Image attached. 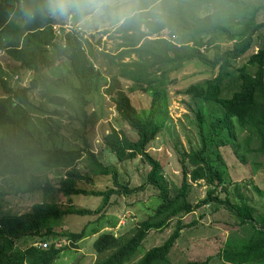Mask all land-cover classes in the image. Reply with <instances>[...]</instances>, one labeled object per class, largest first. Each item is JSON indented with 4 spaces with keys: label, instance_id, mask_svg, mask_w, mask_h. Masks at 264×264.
<instances>
[{
    "label": "trees",
    "instance_id": "1",
    "mask_svg": "<svg viewBox=\"0 0 264 264\" xmlns=\"http://www.w3.org/2000/svg\"><path fill=\"white\" fill-rule=\"evenodd\" d=\"M43 2L0 0V48L5 46L6 54L17 64L13 76L22 77L21 71L25 69L34 73L29 87H15L8 79H2L0 127H4V133L0 139V177L23 174L38 166L69 170L65 172L66 179L59 180L58 186L35 179L20 190L24 194L42 193L43 200L34 203L30 210L5 213L1 211L0 204V235L11 240V246L28 235L39 234L40 237L30 243L25 240L24 248L13 252L0 246V264H54L64 250L61 241L66 242L65 237L67 241L75 243L86 236L85 228L79 232L61 231L55 230L54 224L68 214L92 215L103 210L109 204L111 195L119 191L114 187L88 190L77 184L76 167L84 155L94 161L99 174L109 173L96 158L86 138L94 122V117L88 114L91 101L87 96L99 91L103 74L94 68L95 63L84 47L85 40L67 34L66 43H63L55 35L51 22L46 20L48 13L42 10ZM205 5H212L214 11L202 13ZM25 11L30 16H26ZM261 11H264V3L256 5L248 0H135L133 13L116 28L120 39L117 53L108 52L104 56L109 60V65L117 69L114 80L132 82L135 89L154 88L156 97L162 92L161 89L173 84L177 75L187 71L188 67L203 69L210 77L190 84L183 93L219 107V112L210 114L211 138L219 149L231 147L237 157L246 163L248 154H264V47L251 53L241 67H237L236 63L252 48L255 35L264 28V21H258ZM11 13L15 17L23 16L26 24L18 25L9 18ZM235 26L239 27L233 30ZM224 41L230 42L231 46L223 47L221 42ZM52 49L71 63V71L65 78H49L43 73L54 63L49 56ZM211 50L212 56L208 54ZM32 89H42L43 92L45 89H56L71 94L83 117L80 122L83 147L65 149L52 145L47 148L42 131L34 129L27 118L21 123L14 117L13 104L30 105L29 93ZM107 91L119 117L136 130L138 137L132 140L126 132L111 127L109 133L103 134V142L118 160L141 156L151 166L146 183L158 190L159 204L153 215L142 221L131 236H118L113 231L101 233L93 247L98 254H109L94 264H133L148 232L166 229L174 219L177 220L171 235L160 245L151 247L136 264H207L208 259L174 262L171 255L181 231L187 226L180 217L210 203L225 206L236 217L239 226L248 228L246 237L228 238L221 252L223 261L229 264L264 263V212L256 213L255 208L242 196L240 202H233L230 190L223 186V171L206 155L203 109L198 106L196 113L203 144L181 157L183 182L172 193L162 175L161 162L148 150L149 144L161 130L156 109L143 118L128 94L123 91L114 93L111 89ZM49 101L59 106L67 102L60 95H53ZM59 111L55 109L50 114L60 115ZM8 127L11 128L10 133L6 132ZM186 161L192 167L190 172L184 164ZM189 180H204L210 187L207 196L196 204L188 199ZM221 186L226 192L225 198L217 193V188ZM121 187L124 192H130L127 187ZM60 193L65 196L95 195L103 199L95 211L73 206L61 208L55 204V195ZM43 229L46 230L44 233L41 232ZM50 237L55 240L47 248L33 245Z\"/></svg>",
    "mask_w": 264,
    "mask_h": 264
},
{
    "label": "rangeland",
    "instance_id": "2",
    "mask_svg": "<svg viewBox=\"0 0 264 264\" xmlns=\"http://www.w3.org/2000/svg\"><path fill=\"white\" fill-rule=\"evenodd\" d=\"M253 4H263L264 0H248ZM82 6V10L71 13L66 17H54L48 14L46 20L51 24H63L71 21L73 25L82 28L84 47L92 57L96 69L102 72L101 86L99 91L88 94L91 105L88 114L94 117V122L90 128L88 142L96 158L109 170L108 174L102 175L97 171L96 164L87 155L78 162L76 177L78 186L88 190H106L111 187L119 190L110 197L109 204L103 210L92 215L68 214L61 217L54 224L55 230L79 232L85 228L86 236L75 243L72 241H61L64 250L60 253L54 264H94L96 261L108 256V252L98 254L94 247L96 238L104 232L113 231L116 235L131 236L142 221L151 217L155 208L159 204L158 190L151 184H147V175L151 166L141 157L125 159L120 161L105 146L103 134L109 133L111 127L126 132L132 140H136L138 135L129 124L123 121L116 110L115 103L108 93L123 91L129 95L133 105L138 109L141 117L145 118L152 109L157 111V121L161 126L160 132L149 144L150 154L158 159L162 164V175L168 184L171 192L180 188L183 182V154L196 150L202 146L200 128L196 113L198 106L203 109L205 118V133L207 138L206 155L209 156L214 165L223 171L224 185L231 192L233 202H240V196L255 208L256 213L264 212V154L250 153L247 155V162H242L237 157L231 147L220 148L216 146L215 140L211 138L210 114L220 111L216 104L193 98L183 93L190 84L208 79L210 76L203 72V69L194 66L188 67L187 71L181 72L175 78L173 84L166 89H161L160 95L156 97V89H135L132 82L123 79L114 80L117 69L109 65V60L105 53L116 54L120 43L119 34L116 28L123 22L125 17L133 13L135 0H74ZM212 5H205L202 13L213 12ZM120 13L115 22L114 14ZM18 25L26 24L22 16L15 17L13 13L9 15ZM258 21H264V11H261ZM33 23V22H32ZM35 24L33 23L32 27ZM59 28L58 25H56ZM239 26L233 27L236 30ZM3 41L7 44V40ZM16 39L19 37L16 36ZM19 42V40H17ZM15 41V42H17ZM66 43V42H65ZM223 47L231 46L230 42H221ZM264 47V28L255 35L252 48L241 57L237 67L246 63L248 56ZM208 54L213 55V51ZM49 56L53 60V65L44 69L43 73L49 78H65L71 71V63L68 59L60 56L55 49H52ZM127 61H129L127 59ZM16 62L10 59L8 54H0V95L3 94L2 79H8L12 86L29 87L33 79V71L25 69L21 71L22 77L13 76V69ZM32 89L29 93L31 104L21 105L15 102L12 107L14 117L21 123L25 119L38 132L42 131L45 139V146L50 148L57 145L65 149H78L83 147L82 133L80 125L83 117L78 111V104L71 98L69 92L58 91L56 89ZM53 95H60L66 98L64 105L50 103L49 98ZM59 109L60 115H51L50 111ZM18 112V113H17ZM1 129L4 127H0ZM48 130L50 132H48ZM7 133L11 128H7ZM4 129L0 130V139L3 138ZM188 172L192 167L184 163ZM69 168L46 169L43 166L32 168L23 174L0 177V204L2 212H17L30 210L34 203L43 200L41 192L24 194L23 190L35 179L39 182L49 181L52 185L58 186L59 180L66 179L65 172ZM188 177H190L188 175ZM115 178V179H114ZM188 199L196 204L207 196L208 184L204 180L192 182L189 180ZM127 187L130 191L124 192L122 187ZM217 188V193L221 198H225L226 192ZM222 190V192H220ZM55 204L61 208L73 206L75 208H87L95 211L102 204V196L95 195H72L65 196L63 193L55 195ZM48 201H50L48 199ZM187 226L181 231L177 246L171 255L172 261H205L207 264H229L223 261L221 252L226 246L230 237H246L248 228L239 226L236 217L223 205L210 203L196 209L194 212L180 217ZM174 219L171 225L163 230H151L140 246L136 255L137 260L151 247L163 243L174 231L176 224ZM1 225V224H0ZM46 230H41L44 233ZM39 234L25 236V239L17 241L12 246L11 240L0 235V246L8 252L21 250L26 244L35 238H40ZM53 237V236H52ZM55 240L49 238L48 246ZM249 264V263H246ZM264 264V263H252Z\"/></svg>",
    "mask_w": 264,
    "mask_h": 264
},
{
    "label": "clouds",
    "instance_id": "3",
    "mask_svg": "<svg viewBox=\"0 0 264 264\" xmlns=\"http://www.w3.org/2000/svg\"><path fill=\"white\" fill-rule=\"evenodd\" d=\"M42 10L47 12L49 15L54 16V17H66L71 13L80 12L82 10V6L80 4L74 2V0H44V2L42 4ZM119 14L120 13L114 14V17H113L114 20H116V18L119 16ZM25 15L30 16V13L25 11ZM51 25L53 27L55 35H57L54 26L61 25V24H51ZM67 34L77 36V37L79 36V37H81V39H83L82 34L76 35V34H72V33H66V34H63L62 36H59V35H57V36L61 38L60 40H62L63 43H65V37ZM4 47L0 48V50H2V52H5V50H6ZM94 66H95V64H94ZM40 242H47L48 243V241H41L40 240V241L34 242L33 245L38 247V248H42V247L37 245Z\"/></svg>",
    "mask_w": 264,
    "mask_h": 264
},
{
    "label": "built area",
    "instance_id": "4",
    "mask_svg": "<svg viewBox=\"0 0 264 264\" xmlns=\"http://www.w3.org/2000/svg\"><path fill=\"white\" fill-rule=\"evenodd\" d=\"M59 28H57V26H54L57 35L62 36L63 34L66 33H72V34H82V28H80V26H76L73 25L71 21H65V23L58 25ZM2 53V50H0V54ZM38 246L42 247V248H46L48 246L47 242H40L37 244Z\"/></svg>",
    "mask_w": 264,
    "mask_h": 264
}]
</instances>
